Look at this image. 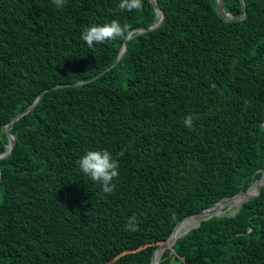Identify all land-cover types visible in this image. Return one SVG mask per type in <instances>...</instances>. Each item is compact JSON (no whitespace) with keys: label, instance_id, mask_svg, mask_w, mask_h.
I'll return each instance as SVG.
<instances>
[{"label":"trees","instance_id":"16d2710c","mask_svg":"<svg viewBox=\"0 0 264 264\" xmlns=\"http://www.w3.org/2000/svg\"><path fill=\"white\" fill-rule=\"evenodd\" d=\"M244 1L224 0L226 12H246L229 20L218 0H157L162 23L127 38L160 20L151 0L133 12L120 0H67L63 9L0 0V154L3 126L44 92L8 125L17 137L0 158V264H151L186 216L257 184L264 0ZM112 20L127 25L123 38L93 48L81 39ZM125 40L124 56L86 81L117 60ZM78 81L86 82L55 87ZM103 149L119 163L111 194L77 165ZM237 209L203 217L159 264H264V184ZM133 216L134 232L125 228Z\"/></svg>","mask_w":264,"mask_h":264},{"label":"clouds","instance_id":"9594fccd","mask_svg":"<svg viewBox=\"0 0 264 264\" xmlns=\"http://www.w3.org/2000/svg\"><path fill=\"white\" fill-rule=\"evenodd\" d=\"M53 3L57 8L63 9L67 0H53ZM118 7L122 12L138 11L143 7V0H120ZM126 33L127 25H121L119 21L112 20L110 23L85 28L81 33V39L89 48H93L98 44H106L123 38ZM183 124L185 128H193V117L187 116ZM77 165L80 171L98 184L104 193L111 194L115 190L114 180L120 176L119 163L109 150H89L77 161ZM125 228L133 232L138 230L139 226L135 216L129 218Z\"/></svg>","mask_w":264,"mask_h":264},{"label":"water","instance_id":"95a60500","mask_svg":"<svg viewBox=\"0 0 264 264\" xmlns=\"http://www.w3.org/2000/svg\"><path fill=\"white\" fill-rule=\"evenodd\" d=\"M152 3L154 4V6L156 7L158 13L161 15L160 17V20L149 26V27H141V28H134L131 30V32L128 34L127 38H129L131 36V33L134 32V31H146V30H150V29H153V28H156L157 26H159L162 21L164 20V17H165V13L164 11L158 6V3H157V0H151ZM242 3H243V6L245 7V1L244 0H241ZM217 10L219 12V14L226 18V19H229V20H234V19H242L246 16V12L241 15V16H235V15H232L231 13H228L225 11V8H224V0H218V6H217ZM126 38V40H127ZM125 40L124 44H123V47H122V50L120 52V55L119 57L117 58V60L112 64L110 65L109 67H107L106 69H104L103 71H101L100 73L96 74L95 76H93L92 78L86 80V81H90V80H93L95 78H98L99 76H101L102 74L106 73L108 70H110L125 54L126 50H127V41ZM86 81H78V82H75V83H72V84H59V85H56L55 87H58V86H63V85H79V84H83L84 82ZM44 92H42L38 97L37 99L31 103L29 106H27L22 112L18 113L16 116H14L6 125L3 126V129L7 132V135L9 137V144H8V147H7V150L4 152V153H1L0 154V158H3L5 156H8L14 149L15 147V143H16V137H17V134L16 133H13L10 131V129L8 128V125L11 124V123H14L18 118H20L21 116H23L25 113L29 112L30 110H32L35 105L38 103V101L41 99L42 95H43ZM263 174H264V170L262 172V175L257 179L259 180V182L257 183V191L252 193V194H247L248 190L251 188L253 182L250 184L249 188L247 190H241L239 192H237L236 194H234L233 196H230V197H227L219 202H216L215 204H213L212 206H210L209 208H206V209H203V210H200L196 213H193V214H190L188 216H186L185 218L191 216V215H198L200 216V221L197 225L193 226V227H197L201 224V221H202V218L203 217H210V216H213V215H219V214H222L221 213V210L219 205L220 203H222L223 201H227V200H231L233 199L236 195L240 194V193H245V197L244 199L241 201V203L239 204L242 205L244 201H246L248 198L250 197H253V196H256L260 193L261 191V188L264 184V179H263ZM1 181H2V169L0 168V185H1ZM238 210V209H237ZM184 218V219H185ZM183 219V220H184ZM181 220L177 226L175 227L174 231L172 232L171 236L167 239V241H165L164 243H162L161 245H159L158 247H156L153 251V258H152V262L151 264H159V261L158 260H155V255H156V251L158 249H160L162 252L165 248H168V247H171L176 236H175V231H176V228L178 227V225L183 221ZM191 227V228H193ZM190 228V229H191ZM189 229V230H190ZM188 231V230H187ZM186 231V232H187ZM186 232H184L183 234H185ZM181 234V235H183Z\"/></svg>","mask_w":264,"mask_h":264},{"label":"bare ground","instance_id":"6f19581e","mask_svg":"<svg viewBox=\"0 0 264 264\" xmlns=\"http://www.w3.org/2000/svg\"><path fill=\"white\" fill-rule=\"evenodd\" d=\"M263 179H264V174H263ZM258 182H259V180H258ZM257 182V183H258ZM257 191V184L249 191V192H247V194H252V193H254V192H256ZM244 197H245V193H242V194H240V195H236L233 199H231V200H229V201H227V202H225V201H223V202H225L226 204H236V203H241V201L244 199ZM220 206V205H219ZM218 208H220V207H218ZM191 218H194L193 219V221L191 222V224L189 225V223H190V219ZM185 219H188V223H187V225L185 226L184 225V221H185ZM183 221H182V227H181V229L180 230H178V231H175V236L177 237V236H179V235H181V234H183L184 232H186L187 230H189L191 227H193L194 225H195V223H196V221L198 220V219H200L199 218V216L198 215H191V216H189V217H187V218H185ZM188 225H189V227H188ZM197 225V224H196ZM179 226V225H178ZM188 227V228H187ZM161 253H162V251L160 250V249H158L157 251H156V255H155V260H158L159 261V258H160V255H161Z\"/></svg>","mask_w":264,"mask_h":264},{"label":"rangeland","instance_id":"374dc122","mask_svg":"<svg viewBox=\"0 0 264 264\" xmlns=\"http://www.w3.org/2000/svg\"><path fill=\"white\" fill-rule=\"evenodd\" d=\"M257 180H255L254 182H256ZM229 201V200H227ZM240 203H236V204H226L225 202H222L220 203V210H221V213H230V214H233L236 212L238 206H239ZM200 218V216H199ZM182 224V223H181Z\"/></svg>","mask_w":264,"mask_h":264}]
</instances>
